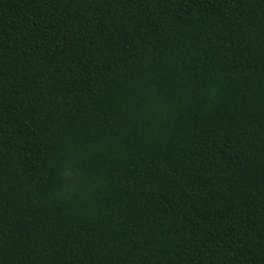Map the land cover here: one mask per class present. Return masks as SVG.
<instances>
[{"label":"trees","instance_id":"trees-1","mask_svg":"<svg viewBox=\"0 0 264 264\" xmlns=\"http://www.w3.org/2000/svg\"><path fill=\"white\" fill-rule=\"evenodd\" d=\"M0 264H264V0H0Z\"/></svg>","mask_w":264,"mask_h":264}]
</instances>
